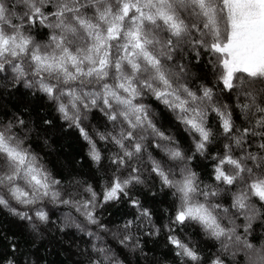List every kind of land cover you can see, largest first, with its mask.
Returning <instances> with one entry per match:
<instances>
[{
  "label": "clouds",
  "instance_id": "1",
  "mask_svg": "<svg viewBox=\"0 0 264 264\" xmlns=\"http://www.w3.org/2000/svg\"><path fill=\"white\" fill-rule=\"evenodd\" d=\"M229 29L225 0H0V264H264V56L230 69Z\"/></svg>",
  "mask_w": 264,
  "mask_h": 264
},
{
  "label": "snow or ice",
  "instance_id": "2",
  "mask_svg": "<svg viewBox=\"0 0 264 264\" xmlns=\"http://www.w3.org/2000/svg\"><path fill=\"white\" fill-rule=\"evenodd\" d=\"M230 29L223 45H213L226 54L231 67L244 66L257 55L264 56V0H225ZM261 6L260 11L252 7Z\"/></svg>",
  "mask_w": 264,
  "mask_h": 264
}]
</instances>
